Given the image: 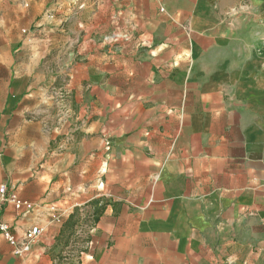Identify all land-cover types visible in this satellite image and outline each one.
<instances>
[{
  "label": "crops",
  "instance_id": "obj_1",
  "mask_svg": "<svg viewBox=\"0 0 264 264\" xmlns=\"http://www.w3.org/2000/svg\"><path fill=\"white\" fill-rule=\"evenodd\" d=\"M0 4L56 16L71 8L78 28L110 27L121 39L101 45L80 69L93 82L87 90L105 93L110 119L121 117L119 129L104 130L116 135L111 151L103 150L101 118L91 110L79 133L98 134L55 147L54 133L69 126L58 129L64 112L48 90L50 79L39 104L24 105L36 101L34 76L46 80L50 67L12 71L10 97L0 99V187L33 208L5 203L0 220L17 239L34 226L44 232L22 257L0 236V264H57L72 234L82 231L70 216L81 223L100 198L108 205L86 228L92 246L81 264H264V0ZM46 21L38 41L45 52L34 48L31 60L51 54L59 18ZM33 41L35 33L26 40ZM114 73L120 86L110 81ZM84 102L100 105L93 97ZM16 119L15 143L5 147ZM79 120L71 121L76 129ZM52 207L66 212L61 222Z\"/></svg>",
  "mask_w": 264,
  "mask_h": 264
},
{
  "label": "rangeland",
  "instance_id": "obj_2",
  "mask_svg": "<svg viewBox=\"0 0 264 264\" xmlns=\"http://www.w3.org/2000/svg\"><path fill=\"white\" fill-rule=\"evenodd\" d=\"M0 99L5 102L10 97L11 94V83H12V71L17 70L18 68L22 69L21 73H25L24 68H31L35 72H39L40 68L49 66V75L46 76V80H41V78L36 75L34 76L36 84L34 85L36 92L34 95L35 99L32 101H25L24 105H34V103L39 104L40 92L42 88L47 89V79H50L49 91L55 97L58 95L60 101L59 108L64 112L63 119L59 117L58 129L62 127V124H67L69 127L66 134L54 133L52 137V143L57 147L60 143L68 142L67 138L69 137L70 141L73 142L78 139L79 135L81 137L97 135L98 132L93 131L87 132L84 131L81 134L80 124L86 126L87 115L91 111H96L95 120L101 121L98 123L97 130L99 131V137L102 136L103 140V150L111 151L112 145H114V138L116 135L109 131L104 132L105 129H109V125H113L114 131L119 129L121 125L120 115H114L113 119H110L111 112H108L109 107H104L106 103V95L103 91H96L92 93V88L86 89V85H93L90 76L84 72H87L81 68L88 66L91 63V58L95 50H103L99 47L104 44L109 47L111 44H119L120 38L118 41L114 39L117 38V35H120V31H115L110 27L105 26H96L95 28H78V15L75 14V11L71 8L64 9L62 16H56L55 11L52 9L48 10H39V9H29L24 7L23 10H13L11 6H6L5 4H0ZM47 17L49 19L55 20L59 18L57 23L58 31L55 32V35L52 36L53 45L49 50L51 54L41 55V58L36 60L29 59V53H32L34 48H38L37 52H45V49L40 48L39 40L42 39V34L40 31L47 26ZM88 18L87 15L84 16ZM52 24V23H51ZM51 28H56L55 25H51ZM35 33V41L33 43H27L28 36H32ZM95 40L96 43L92 44L95 47L90 48L89 41ZM110 40V42H108ZM107 41V43H106ZM117 42V43H116ZM34 51V50H33ZM60 52H63L62 57H60ZM118 59V63H120ZM30 65V67H29ZM33 72V71H32ZM35 75V73H33ZM110 81L115 86H120L121 76L114 73ZM46 84V86H44ZM95 98L100 105L89 106V103L84 101L88 98ZM119 101L125 99L122 94L118 97ZM81 101V102H80ZM119 102L118 100H116ZM112 103V102H111ZM52 113L55 116L57 113V105H53ZM102 111V115H99V112ZM103 113H106L105 115ZM32 112L26 113L27 118L31 117ZM79 117L81 118L79 120ZM61 119V120H60ZM78 119L79 128H74L72 125L73 120ZM110 119V121H109ZM69 122V124H68ZM113 122V123H111ZM19 123V119H16L11 123L10 131L15 130L16 124ZM116 125V128L115 126ZM107 126V128H105ZM57 127V126H56ZM14 131L9 135V139L4 137L5 147L7 144L11 145L15 143ZM109 143V145H108ZM54 147V146H53ZM107 149V150H106ZM103 158V154H101ZM100 158L102 161L103 159ZM99 159V160H100ZM104 182V177L100 182V186ZM99 189V186H98ZM103 193V192H102ZM83 236V242L85 241L86 235L89 236L88 232L81 231ZM90 238V236H89ZM82 242V244H83ZM75 243V242H74ZM71 242V244H74ZM94 247V244H93ZM89 252V251H88ZM88 252L86 255H88ZM86 257V256H85ZM84 257V258H85Z\"/></svg>",
  "mask_w": 264,
  "mask_h": 264
},
{
  "label": "built area",
  "instance_id": "obj_3",
  "mask_svg": "<svg viewBox=\"0 0 264 264\" xmlns=\"http://www.w3.org/2000/svg\"><path fill=\"white\" fill-rule=\"evenodd\" d=\"M154 1L160 2L161 0ZM5 203L12 204L19 211L23 209L31 210L33 208L31 204L20 200L17 195H8V187L2 185L0 187V216L2 205ZM51 210L54 213L53 220L56 222H61L62 217L66 212L56 207H52ZM43 232L44 229L42 227L34 226L27 232H25L24 236L21 239H17L13 235L10 226L1 222L0 220V236H2L10 244H12V246H14V254L18 257H22L23 255L29 253L32 246L37 242ZM80 234H82L81 231L78 233L80 241L74 243L73 245L71 244L62 255L64 257V261L72 262L73 264H81L83 258L86 256V253L90 250L92 242L91 240L89 242H86V238L89 236L86 235L85 241L83 242V236H80Z\"/></svg>",
  "mask_w": 264,
  "mask_h": 264
},
{
  "label": "trees",
  "instance_id": "obj_4",
  "mask_svg": "<svg viewBox=\"0 0 264 264\" xmlns=\"http://www.w3.org/2000/svg\"><path fill=\"white\" fill-rule=\"evenodd\" d=\"M92 204L95 206L94 207V212L90 217H87L85 220H82L81 223H79L77 220H74L75 214L70 216L69 219V224L71 225L72 228H75L76 226L80 225V230L86 232V228L92 229L94 228L97 223L100 220V217L102 216L103 212L106 209V206L108 205L102 198L95 200L92 202ZM79 210L76 208V211ZM75 230V229H74ZM80 238L77 234V232L75 231V233L72 234V238H70L68 244H67V248L71 245V242H79ZM90 238L87 237L86 238V242H89ZM64 257L61 255L58 259V263L57 264H73L72 262H66L63 259Z\"/></svg>",
  "mask_w": 264,
  "mask_h": 264
}]
</instances>
